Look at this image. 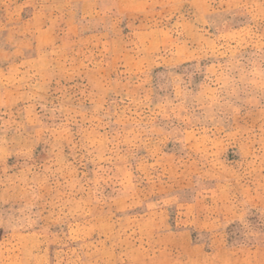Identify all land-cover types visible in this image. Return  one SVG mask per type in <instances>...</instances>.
<instances>
[{"label": "rangeland", "instance_id": "374dc122", "mask_svg": "<svg viewBox=\"0 0 264 264\" xmlns=\"http://www.w3.org/2000/svg\"><path fill=\"white\" fill-rule=\"evenodd\" d=\"M0 264H264V0H0Z\"/></svg>", "mask_w": 264, "mask_h": 264}]
</instances>
